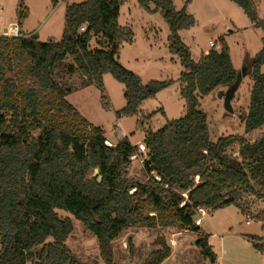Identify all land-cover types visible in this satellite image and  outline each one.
<instances>
[{
    "label": "trees",
    "instance_id": "1",
    "mask_svg": "<svg viewBox=\"0 0 264 264\" xmlns=\"http://www.w3.org/2000/svg\"><path fill=\"white\" fill-rule=\"evenodd\" d=\"M190 1L177 11L173 0H138L142 9L160 12L168 24L169 51L184 68L177 81L144 85L119 63L123 45L134 42L131 28L118 25L120 0L68 4L60 41L0 36V264H84L67 245L73 223L58 210L72 213L97 239L103 264H115L113 243L132 227L194 231L200 234L197 245L214 264L208 237L195 223L197 210L234 205L246 211L250 197L264 201L253 186L264 188V135L254 142L235 135L214 143L207 116L198 110L201 98L230 88L238 72L224 38L219 50H209L197 63L192 60L180 36L196 24L186 12ZM232 1L256 27L264 28L253 0ZM28 15L20 0L21 31ZM95 40L98 48L89 50ZM72 58L74 63L66 64L69 72L79 69L100 90L103 101L105 75L124 85L127 103L118 115L126 117L138 116L145 101L180 83L185 115L157 131H145L147 181L131 179L128 172L137 146L123 139L108 147L104 131L67 101L72 91L56 77ZM263 66L264 48L249 66L250 108L241 117L246 133L264 127ZM252 240L264 255V240ZM155 243L160 249L143 264H162L171 256L165 238Z\"/></svg>",
    "mask_w": 264,
    "mask_h": 264
},
{
    "label": "rangeland",
    "instance_id": "2",
    "mask_svg": "<svg viewBox=\"0 0 264 264\" xmlns=\"http://www.w3.org/2000/svg\"><path fill=\"white\" fill-rule=\"evenodd\" d=\"M23 1L24 8L29 12L23 28L32 36L39 35L40 42H46L50 38L62 39L66 6L80 0L61 3L58 2L60 0ZM120 1L118 25L131 28L134 42L123 45L119 63L138 76L144 85L153 81H177L184 68L179 59L169 51L170 31L161 13L145 11L139 6L138 0ZM19 2L20 0H0V36L5 30L17 25ZM55 2L60 4L56 8ZM185 2L186 0H173L174 8L180 11ZM253 3L258 19L264 26V0H253ZM186 12L195 18L196 24L189 30L181 31L180 36L189 49L192 60L199 62L212 42L221 47L219 41L224 38L230 49L233 65L241 75L239 86L231 100L234 110L232 114L227 112L222 95L229 88H220L199 101L198 110L207 116L211 141L215 143L222 137L239 135L254 142L264 135V127L246 133L241 117L249 112L252 87L249 66L264 48V28L256 27L232 0H191ZM96 42L90 43L89 50L98 48ZM71 62L74 63L73 58L60 69L56 80L62 87L72 91L67 96V101L91 124L100 127L107 141L117 144L127 137L138 145L143 143L145 131H157L169 121L185 115V101L180 95L181 86L178 82L158 93L155 98L145 101L138 116L118 115L127 103L124 85L112 75H105L106 100L103 101L100 90L88 77L79 73V69L75 73L69 72L66 64ZM148 115L152 117L147 119ZM138 155V160L131 161L128 170L130 178L147 181L143 164L140 163L145 154ZM253 186L264 194V188L255 184ZM57 212L61 218H68L73 223L74 231L67 241L73 256L84 264H103L99 256L98 241L85 229L82 222L72 213L60 210ZM248 220L249 225L246 223ZM195 223L208 237L217 264H264V255L256 252L252 240H264V201L250 197L246 211L230 205L207 211L204 218L197 214ZM160 236L172 246L171 256L162 264H210V258L204 256L203 250L197 245L200 234L181 231L179 228L143 227L128 228L114 241L115 264H143L152 252L160 249L155 243Z\"/></svg>",
    "mask_w": 264,
    "mask_h": 264
},
{
    "label": "built area",
    "instance_id": "3",
    "mask_svg": "<svg viewBox=\"0 0 264 264\" xmlns=\"http://www.w3.org/2000/svg\"><path fill=\"white\" fill-rule=\"evenodd\" d=\"M63 1H70V0H60L58 2L61 3ZM81 31H84V28H82ZM3 36H7L9 38H19V37H22L23 34H22L21 30L19 29L18 25H14V26L10 27L9 29L5 30V32L3 33ZM209 48H210L209 50H212V49L219 50L220 49L219 45L218 44H215L213 42L210 43V47ZM124 139H128V138L125 137ZM105 144L108 147H115L116 146V145H113L110 141H107V140L105 141ZM135 146H137L138 151L134 155H132L130 157V160L131 161L138 160V158H139L138 153H140V155L141 154H145V157L143 159H140V163L141 164H144V161H145V158H146V153H147L146 147H145V145L143 143H139L138 145H135ZM147 180H148V178H147ZM154 180L157 181V182H159V183H161V178L159 176H154ZM198 182H199V178L197 177L196 178V183H198ZM134 191L135 190H131L130 191V194H132ZM183 196L185 198H187V195L186 194H184ZM184 204H185V202H183L180 205V207H182ZM197 213L200 214V216L203 217V218L207 215V211L205 209H198L197 210ZM151 215H153V214H151ZM246 223L249 225L250 224V221L248 220ZM213 236H215V235H213ZM214 264H217V263L215 262Z\"/></svg>",
    "mask_w": 264,
    "mask_h": 264
},
{
    "label": "water",
    "instance_id": "4",
    "mask_svg": "<svg viewBox=\"0 0 264 264\" xmlns=\"http://www.w3.org/2000/svg\"><path fill=\"white\" fill-rule=\"evenodd\" d=\"M240 79H241V75L240 74H237L236 79L234 80L233 84L230 86V88L228 89V91L227 92H223V94H222L223 97H224V106H225L227 112H229L231 114L234 112L233 107H232V104H231V100H232L233 96L235 95V92L237 90V87L239 86ZM98 174H99V170L98 169H95L93 176L94 177H97Z\"/></svg>",
    "mask_w": 264,
    "mask_h": 264
},
{
    "label": "crops",
    "instance_id": "5",
    "mask_svg": "<svg viewBox=\"0 0 264 264\" xmlns=\"http://www.w3.org/2000/svg\"><path fill=\"white\" fill-rule=\"evenodd\" d=\"M58 5H60V4H59V3L55 4V8H56ZM21 32H22L23 35H26L27 37L32 36V35H30V32L25 31L24 28L22 29ZM26 32H27V33H26ZM36 36H37L36 38L39 40V35H36ZM50 39H53V40H55V41H60V40H61V39H60V40H57V39H54V38H50ZM50 39H48V40H50ZM48 40H47V41H48ZM47 41H46V42H47ZM208 51H209V50L205 51V53H208ZM104 136H105V135H104ZM105 138H106V136H105ZM106 139H107V138H106ZM143 139H144V138H143ZM128 140H129V139H128ZM129 141H130V140H129ZM130 142L133 144V146L136 145V144L133 143L132 141H130ZM111 143H112V142H111ZM112 144H113V145H117L118 143H117V144L112 143ZM196 225H197V224H196ZM197 227L200 228V230H201L200 232L203 233L201 227H199L198 225H197ZM197 234H198V233H197ZM212 236H213V235H212ZM256 252H257L258 254L262 255V254L259 253L258 251H256Z\"/></svg>",
    "mask_w": 264,
    "mask_h": 264
}]
</instances>
